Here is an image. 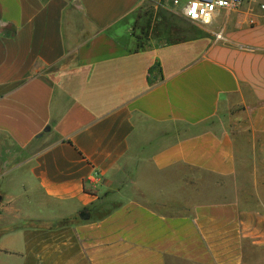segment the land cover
Here are the masks:
<instances>
[{
	"label": "crops",
	"instance_id": "obj_1",
	"mask_svg": "<svg viewBox=\"0 0 264 264\" xmlns=\"http://www.w3.org/2000/svg\"><path fill=\"white\" fill-rule=\"evenodd\" d=\"M255 14L214 32L161 0H0V264H264L263 180L171 213L243 141L264 157Z\"/></svg>",
	"mask_w": 264,
	"mask_h": 264
},
{
	"label": "rangeland",
	"instance_id": "obj_2",
	"mask_svg": "<svg viewBox=\"0 0 264 264\" xmlns=\"http://www.w3.org/2000/svg\"><path fill=\"white\" fill-rule=\"evenodd\" d=\"M222 22H219L221 26ZM216 32L214 23L204 26ZM244 154L238 159V173L225 179L213 177L206 173H197V183L183 185L182 197L185 201L181 207H171L172 214H188L193 203H204L241 198L253 204L254 183L264 181V157H253L249 154V146L243 141Z\"/></svg>",
	"mask_w": 264,
	"mask_h": 264
},
{
	"label": "built area",
	"instance_id": "obj_3",
	"mask_svg": "<svg viewBox=\"0 0 264 264\" xmlns=\"http://www.w3.org/2000/svg\"><path fill=\"white\" fill-rule=\"evenodd\" d=\"M172 11L191 22L209 26L217 15L241 13L245 6L249 8V24L256 23L255 9L264 13V0H161ZM216 41L224 42L223 31L214 34Z\"/></svg>",
	"mask_w": 264,
	"mask_h": 264
},
{
	"label": "water",
	"instance_id": "obj_4",
	"mask_svg": "<svg viewBox=\"0 0 264 264\" xmlns=\"http://www.w3.org/2000/svg\"><path fill=\"white\" fill-rule=\"evenodd\" d=\"M1 200V199H0ZM79 218L82 220V221H88L90 216H89V213L87 210H84L82 212L79 213Z\"/></svg>",
	"mask_w": 264,
	"mask_h": 264
},
{
	"label": "trees",
	"instance_id": "obj_5",
	"mask_svg": "<svg viewBox=\"0 0 264 264\" xmlns=\"http://www.w3.org/2000/svg\"><path fill=\"white\" fill-rule=\"evenodd\" d=\"M156 68V67H155Z\"/></svg>",
	"mask_w": 264,
	"mask_h": 264
}]
</instances>
